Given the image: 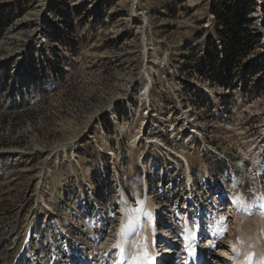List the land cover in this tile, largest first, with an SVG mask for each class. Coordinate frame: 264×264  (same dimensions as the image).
I'll use <instances>...</instances> for the list:
<instances>
[{"label": "rangeland", "instance_id": "obj_1", "mask_svg": "<svg viewBox=\"0 0 264 264\" xmlns=\"http://www.w3.org/2000/svg\"><path fill=\"white\" fill-rule=\"evenodd\" d=\"M254 1L259 33L264 0ZM220 3L0 0V264L51 263V237L71 245L59 223L98 264L114 263L96 243L117 235L121 187L134 205L146 193L169 230L182 218L187 162L188 198H202L190 224L216 218L207 246L225 248L209 240L220 227L235 237L230 196L264 204V29L240 66L215 77ZM194 122L203 140L187 138Z\"/></svg>", "mask_w": 264, "mask_h": 264}, {"label": "bare ground", "instance_id": "obj_2", "mask_svg": "<svg viewBox=\"0 0 264 264\" xmlns=\"http://www.w3.org/2000/svg\"><path fill=\"white\" fill-rule=\"evenodd\" d=\"M161 146L169 149L167 144L163 142ZM188 166L187 162V183L192 185L193 177L191 169ZM142 196L138 195V204L134 205L126 194L125 189L121 187L120 201L123 205V216L120 220L116 237L105 243L108 251H113L115 254L116 260L114 259L115 262L113 264L158 263L155 254V236L159 232L160 227V223H158L160 209H158L159 206H156L157 204L152 202L150 197L142 198ZM230 199L235 213L233 215L238 220L237 225H235L237 232L235 233V237L232 236L237 251V254L234 255L237 258L236 264H264V204L262 199L259 198L252 202L248 201L242 191L237 192L234 196H230ZM184 224V246L193 256L194 253L197 254V251L201 250V242L198 237L199 230L195 229L188 219L185 220ZM167 232L163 231L161 234L167 236ZM252 233L254 236L251 235ZM208 234L212 239H209L211 244H215L214 239L217 233L209 231ZM223 244H225L224 249L220 247L214 248L215 245H211L213 247L212 251L216 256L222 254L228 258L230 255L220 250H228L227 246L229 243L223 242ZM208 247L210 250L212 249V247ZM219 263L221 262L217 261L214 264Z\"/></svg>", "mask_w": 264, "mask_h": 264}, {"label": "trees", "instance_id": "obj_3", "mask_svg": "<svg viewBox=\"0 0 264 264\" xmlns=\"http://www.w3.org/2000/svg\"><path fill=\"white\" fill-rule=\"evenodd\" d=\"M256 7L254 0H221L216 13L218 21L223 23L220 33L225 58L220 69L213 67L215 77L218 78L219 70L224 68L229 74L232 73V69L240 66L243 57L251 53L260 41L261 33L251 28L248 17ZM217 165L221 166V171H228L231 167L225 159L218 160Z\"/></svg>", "mask_w": 264, "mask_h": 264}, {"label": "built area", "instance_id": "obj_4", "mask_svg": "<svg viewBox=\"0 0 264 264\" xmlns=\"http://www.w3.org/2000/svg\"><path fill=\"white\" fill-rule=\"evenodd\" d=\"M258 5H259L258 8H260V11L262 13L263 3L260 1L258 3ZM263 21H264V18H262L261 22L258 23L261 27L262 33H263V29H264V25L262 24ZM222 27H220V30H222L221 29ZM261 31H259V33H261ZM262 33H261V35H262ZM191 126H192L194 131L197 130V129H194L196 127L195 124H191ZM157 251L159 252V254L161 256V258H160L161 263L160 264H188L187 263L188 262L187 257L185 254V250H184V245L182 244L180 237L177 235H174L173 233H168V236L166 238L160 237L158 239ZM214 258H216V257L210 256L209 254H207L203 258L201 263H199V264H213L212 262H213Z\"/></svg>", "mask_w": 264, "mask_h": 264}]
</instances>
